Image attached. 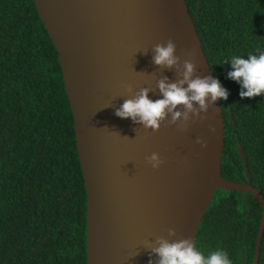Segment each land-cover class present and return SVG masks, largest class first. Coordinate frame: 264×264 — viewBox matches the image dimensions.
Listing matches in <instances>:
<instances>
[{"label":"water","instance_id":"95a60500","mask_svg":"<svg viewBox=\"0 0 264 264\" xmlns=\"http://www.w3.org/2000/svg\"><path fill=\"white\" fill-rule=\"evenodd\" d=\"M57 53L73 118L78 161L86 192V264H149V242L195 239L218 191L250 194L261 209L251 264H258L264 231V197L246 181L221 176L224 121L220 99L203 120L162 123L145 129L115 115L127 98L157 81H175L176 68L153 62V47L172 39L176 55L193 59L194 75L212 76L185 0H33ZM194 52V56L186 53ZM131 85L133 91H127ZM214 128L215 131H211ZM202 138L207 147L196 141ZM159 153L154 169L146 157ZM176 235L169 236L168 229Z\"/></svg>","mask_w":264,"mask_h":264},{"label":"trees","instance_id":"16d2710c","mask_svg":"<svg viewBox=\"0 0 264 264\" xmlns=\"http://www.w3.org/2000/svg\"><path fill=\"white\" fill-rule=\"evenodd\" d=\"M212 75L229 92L221 176L264 197V94L241 98L233 56L264 53V0H185ZM86 192L57 53L33 0H0V264H86ZM262 209L218 191L195 245L251 264ZM258 264H264V231Z\"/></svg>","mask_w":264,"mask_h":264},{"label":"clouds","instance_id":"9594fccd","mask_svg":"<svg viewBox=\"0 0 264 264\" xmlns=\"http://www.w3.org/2000/svg\"><path fill=\"white\" fill-rule=\"evenodd\" d=\"M176 44L169 39L166 44H156L153 51V62L161 68H176L178 78L170 81L163 77L157 81V88L162 98L152 100L149 92L152 89L141 88L132 98H127L122 106L115 111V115L127 119L131 118L136 124L145 129L159 131L162 123L170 116V124L180 122V130H186L190 120H203L209 106L213 109L219 99L227 100L229 92L217 78L212 76H195L197 65L193 59H185L181 67V57L176 55ZM194 56V52L186 53ZM230 64L232 71L228 78L241 85L240 97L254 98L264 94V53L249 55L247 59L233 56ZM127 91L132 92V86H127ZM215 131L214 128H210ZM202 147H207V142L202 138L196 141ZM146 160L154 169L163 163L159 153H152ZM169 236H175V229H168ZM150 256L157 259L149 260V264H231L228 254L217 249L205 255L199 250L191 239L169 241L164 237H157L154 244L149 242Z\"/></svg>","mask_w":264,"mask_h":264},{"label":"flooded vegetation","instance_id":"af4514ba","mask_svg":"<svg viewBox=\"0 0 264 264\" xmlns=\"http://www.w3.org/2000/svg\"><path fill=\"white\" fill-rule=\"evenodd\" d=\"M238 145H239V144H237V150H238ZM252 186H253V185H252ZM255 189H256V188H255ZM245 195H250V194H245ZM255 202H256V201H255ZM195 240H196V239H195Z\"/></svg>","mask_w":264,"mask_h":264}]
</instances>
